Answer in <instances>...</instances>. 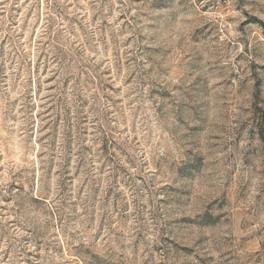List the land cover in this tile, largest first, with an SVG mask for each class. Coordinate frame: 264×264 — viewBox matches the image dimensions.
Segmentation results:
<instances>
[{"label": "rangeland", "instance_id": "obj_1", "mask_svg": "<svg viewBox=\"0 0 264 264\" xmlns=\"http://www.w3.org/2000/svg\"><path fill=\"white\" fill-rule=\"evenodd\" d=\"M0 264H264V0H0Z\"/></svg>", "mask_w": 264, "mask_h": 264}]
</instances>
